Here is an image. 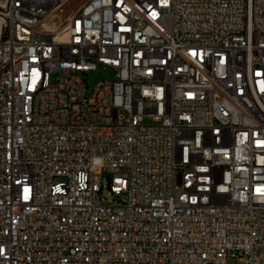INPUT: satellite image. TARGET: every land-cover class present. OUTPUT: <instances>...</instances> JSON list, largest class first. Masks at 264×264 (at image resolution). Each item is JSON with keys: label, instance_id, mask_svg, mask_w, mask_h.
<instances>
[{"label": "built area", "instance_id": "1", "mask_svg": "<svg viewBox=\"0 0 264 264\" xmlns=\"http://www.w3.org/2000/svg\"><path fill=\"white\" fill-rule=\"evenodd\" d=\"M228 258L264 264V0H0V264Z\"/></svg>", "mask_w": 264, "mask_h": 264}, {"label": "rangeland", "instance_id": "2", "mask_svg": "<svg viewBox=\"0 0 264 264\" xmlns=\"http://www.w3.org/2000/svg\"><path fill=\"white\" fill-rule=\"evenodd\" d=\"M114 77L113 73L109 72L107 69L105 68H97L96 70L93 71H88L86 72V75L81 76V78H85L88 87L85 88V95L89 96L92 88L94 86V83L98 80H102V79H112ZM122 114H125L124 112H121ZM145 123H149L150 119L149 118H145L144 119ZM227 264H240L239 261L237 259L234 258H228L227 259Z\"/></svg>", "mask_w": 264, "mask_h": 264}]
</instances>
